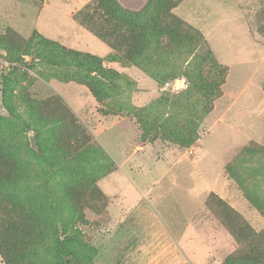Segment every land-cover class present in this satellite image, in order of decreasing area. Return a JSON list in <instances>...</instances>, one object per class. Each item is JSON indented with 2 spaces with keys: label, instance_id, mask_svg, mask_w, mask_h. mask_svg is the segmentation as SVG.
I'll return each instance as SVG.
<instances>
[{
  "label": "rangeland",
  "instance_id": "1",
  "mask_svg": "<svg viewBox=\"0 0 264 264\" xmlns=\"http://www.w3.org/2000/svg\"><path fill=\"white\" fill-rule=\"evenodd\" d=\"M140 201L264 264V0H0V264H142Z\"/></svg>",
  "mask_w": 264,
  "mask_h": 264
},
{
  "label": "crops",
  "instance_id": "2",
  "mask_svg": "<svg viewBox=\"0 0 264 264\" xmlns=\"http://www.w3.org/2000/svg\"><path fill=\"white\" fill-rule=\"evenodd\" d=\"M176 205L177 206H173L172 208L184 210L182 203H178ZM187 207L190 210L189 214H194L193 210L195 208L189 204H187ZM130 209L134 210L130 213L132 218L138 219V223L133 225L132 228L137 235V239L141 248L147 251L146 261L142 264H179L180 260L176 252V255H174V263L170 259L173 258V256L164 259L167 257L165 256V250L169 249L172 243L176 247H178V244L174 237H172V232L167 225L164 213L159 210L157 204L153 201H140L137 202L134 206L130 207ZM137 210L142 211L137 213L135 212ZM156 247L160 248V250H158V254L156 253ZM181 264L192 263H190L189 261H181Z\"/></svg>",
  "mask_w": 264,
  "mask_h": 264
},
{
  "label": "trees",
  "instance_id": "3",
  "mask_svg": "<svg viewBox=\"0 0 264 264\" xmlns=\"http://www.w3.org/2000/svg\"><path fill=\"white\" fill-rule=\"evenodd\" d=\"M4 257H5V250L2 251ZM230 263V261H228V264ZM7 264H13L12 261L10 259L7 260Z\"/></svg>",
  "mask_w": 264,
  "mask_h": 264
},
{
  "label": "bare ground",
  "instance_id": "4",
  "mask_svg": "<svg viewBox=\"0 0 264 264\" xmlns=\"http://www.w3.org/2000/svg\"><path fill=\"white\" fill-rule=\"evenodd\" d=\"M213 149H215V148H213Z\"/></svg>",
  "mask_w": 264,
  "mask_h": 264
}]
</instances>
